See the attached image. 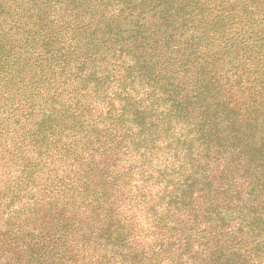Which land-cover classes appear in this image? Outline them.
<instances>
[{
    "label": "trees",
    "instance_id": "obj_1",
    "mask_svg": "<svg viewBox=\"0 0 264 264\" xmlns=\"http://www.w3.org/2000/svg\"><path fill=\"white\" fill-rule=\"evenodd\" d=\"M0 264H264V0H0Z\"/></svg>",
    "mask_w": 264,
    "mask_h": 264
}]
</instances>
